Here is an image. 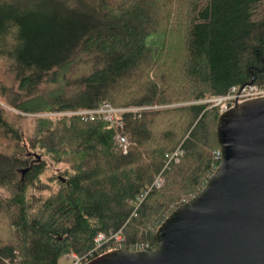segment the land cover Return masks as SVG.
<instances>
[{
  "label": "trees",
  "instance_id": "16d2710c",
  "mask_svg": "<svg viewBox=\"0 0 264 264\" xmlns=\"http://www.w3.org/2000/svg\"><path fill=\"white\" fill-rule=\"evenodd\" d=\"M9 21L26 43L0 61V264H66L117 229L152 249L218 162L220 112L198 100L264 82V0H0V33ZM102 101L146 108L121 127L47 114Z\"/></svg>",
  "mask_w": 264,
  "mask_h": 264
},
{
  "label": "water",
  "instance_id": "95a60500",
  "mask_svg": "<svg viewBox=\"0 0 264 264\" xmlns=\"http://www.w3.org/2000/svg\"><path fill=\"white\" fill-rule=\"evenodd\" d=\"M216 138L215 169L158 225L152 249H113L84 264H264V96L220 112Z\"/></svg>",
  "mask_w": 264,
  "mask_h": 264
},
{
  "label": "built area",
  "instance_id": "2783aa9c",
  "mask_svg": "<svg viewBox=\"0 0 264 264\" xmlns=\"http://www.w3.org/2000/svg\"><path fill=\"white\" fill-rule=\"evenodd\" d=\"M264 96V82L262 83H243L231 85L225 92L219 95L209 96L202 100L203 103H208L209 106H215L218 108L219 112H222L229 107L233 106L234 103L240 102L246 99ZM144 106H128V107H114L108 101H102L97 107L85 108L79 110L69 111L70 115L78 114L85 120H91L95 117L101 118L102 120L108 121L110 123H116L117 126L121 127L122 122L116 119V115L122 111H139L143 110ZM114 140L120 147L121 151L125 153L130 144L126 134L120 130L114 135ZM182 149L178 145L173 151L166 153L167 161L170 160L177 161L178 155L181 153ZM214 157L219 158L220 148L213 150ZM215 169V166H214ZM163 183V178L161 172L156 174L152 180V183L143 193H141L137 198V202L141 201L144 194L150 188H157ZM125 248L129 250H141V249H151L149 244L143 241H134L129 245L126 244L122 229H117L115 231L108 232H98L94 237L93 247L85 253L77 254L75 252H69L62 256V259L66 264H84L90 259L113 249Z\"/></svg>",
  "mask_w": 264,
  "mask_h": 264
},
{
  "label": "clouds",
  "instance_id": "9594fccd",
  "mask_svg": "<svg viewBox=\"0 0 264 264\" xmlns=\"http://www.w3.org/2000/svg\"><path fill=\"white\" fill-rule=\"evenodd\" d=\"M70 6L75 8L77 5L73 2ZM8 25L6 31L0 33V61L15 62L13 53L22 48L26 41L20 35V25L13 21H9Z\"/></svg>",
  "mask_w": 264,
  "mask_h": 264
},
{
  "label": "rangeland",
  "instance_id": "374dc122",
  "mask_svg": "<svg viewBox=\"0 0 264 264\" xmlns=\"http://www.w3.org/2000/svg\"><path fill=\"white\" fill-rule=\"evenodd\" d=\"M207 97H209V96H207ZM207 97H204V98H207ZM204 98H202V99H199L198 100V102H202V100L204 99ZM125 107H128V106H125ZM145 107V106H144ZM80 109H85V108H80ZM9 110L11 111V112H13V113H15L16 111L15 110H13V109H10L9 108ZM75 110H79V109H75ZM69 111H73V110H67V111H58V112H52V113H47V114H49V115H70V113H69ZM27 116V119L24 121V122H26V123H28V124H26L29 128H31V126H32V124H33V116H35L34 114H28V115H26ZM116 142V141H115ZM117 144V143H116ZM180 146V145H179ZM175 149V148H174ZM173 149V150H174ZM182 149V148H181ZM172 150V151H173ZM171 152V151H170ZM169 153V152H168ZM183 153V149H182V151H181V153L177 156L178 157V159H179V156L181 155ZM38 155V154H37ZM40 156V155H39ZM165 156H166V154H165ZM36 156H34V158H35ZM167 157V156H166ZM177 159V160H178ZM60 168V166H58V167H55V170L57 171L58 169ZM19 173L21 174V172L19 171ZM161 176H162V178H163V175H162V173H161ZM163 180H164V178H163ZM203 186V185H202ZM139 196V195H138ZM137 196V197H138ZM158 227V226H157ZM107 252V251H106Z\"/></svg>",
  "mask_w": 264,
  "mask_h": 264
}]
</instances>
